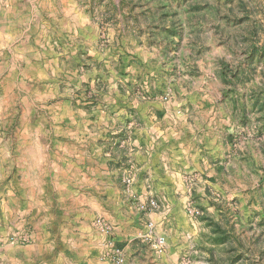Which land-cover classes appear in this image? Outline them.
<instances>
[{
  "label": "rangeland",
  "instance_id": "rangeland-1",
  "mask_svg": "<svg viewBox=\"0 0 264 264\" xmlns=\"http://www.w3.org/2000/svg\"><path fill=\"white\" fill-rule=\"evenodd\" d=\"M80 1L99 33L95 39H87L76 56L79 62H66L59 77L60 95L35 102V94L22 83L21 75L14 81L20 85L13 86L6 83L9 71H0V148L7 142L15 146L27 124L42 120L43 106L58 103H71L76 113L106 114L135 100L141 105L152 103L147 117H137L136 110L123 108L131 113V120H116L114 128V122L109 123L111 132L119 134L107 135V140L98 143L120 150L132 137L129 127L143 126L152 114L163 118V107L172 111L174 119L187 120L201 129L214 123L217 132L227 134L218 133L220 153L208 159L212 168L190 174L181 188L164 197L155 191L152 194L148 185H139L140 192L133 190L136 179L130 167L122 179L94 182L92 186L103 187L107 194L88 196L84 204L79 200L74 214L79 229L75 233L87 241L99 218L112 226L113 233L116 224L109 217L128 222L132 231L145 235L136 240L139 245L132 250L129 264H264V0ZM100 3L106 6L101 9ZM53 4L52 9L57 6L66 13L62 3ZM77 39L85 42L80 35ZM23 117L27 119L24 126ZM97 117L94 114L92 120L99 121ZM52 120L48 119L49 127ZM92 126L93 133L98 132L97 126ZM50 130L52 140H67L55 135L54 128ZM114 137L118 144L111 139ZM212 139L214 145L215 137ZM128 177L131 186L125 183ZM197 177H202V183ZM66 187L65 183L62 191H67ZM82 194L78 189L75 196ZM151 201L156 206H151ZM120 202L131 212L125 213L122 206L115 213L113 207L122 205ZM190 208L201 215L190 217ZM165 209L171 213L163 226L158 222L159 212ZM151 210L157 217L149 218ZM6 221L1 217L0 231H4L2 241L7 244H19L11 241L14 235H29L25 245H30L35 232H55L49 226L54 221L52 215L46 211L23 215L20 229L9 224V231ZM169 234L176 235L171 246ZM161 236L167 244L164 254L158 255L155 243ZM112 244L123 250L122 243L112 237L105 238L101 248L94 245L93 251L104 258Z\"/></svg>",
  "mask_w": 264,
  "mask_h": 264
},
{
  "label": "crops",
  "instance_id": "crops-1",
  "mask_svg": "<svg viewBox=\"0 0 264 264\" xmlns=\"http://www.w3.org/2000/svg\"><path fill=\"white\" fill-rule=\"evenodd\" d=\"M54 2L56 5L62 3L66 13H61L57 6L52 9ZM79 4L80 0H0V71H9L6 75L8 85H20L14 81L21 75L22 83L31 87L32 94H35V102L60 95L59 77L66 62H79L76 56L87 44V39L93 40L99 33L98 25ZM93 5L98 9L96 1ZM100 5L101 9L106 6L105 3ZM79 35L85 42L82 39L77 42ZM151 104L141 105L135 100L129 106L119 105L106 114L90 113L89 110L76 113L71 103H58L43 106L46 111L42 120L33 125H28L23 117L21 124L27 125L20 132L15 146L7 142L0 148V219L9 220L4 225L10 231L9 224L16 229L22 227L26 220L23 221V215L46 211L52 215L54 221L49 226L55 232H35L33 243L25 245L5 243L2 241L5 233L0 231V264H105L93 247L98 243L101 248L108 237L94 227L90 228L92 236L87 237V241L75 233L79 229L74 217L79 200L84 204L88 196L101 198L107 194L97 183L122 179L130 167L136 179L133 190L138 188L139 191V185H148L153 189L152 194L166 196V193L173 195L181 188L190 174L204 173L213 167L208 159L212 160L220 153L218 133H227L217 132L214 123L201 129L189 125L187 120L174 119L168 107H163V118L152 114L143 126L129 127L132 137L122 143L125 146L122 150L98 143L100 139L107 140V135L119 134L111 132L116 120H131V113H126L123 108L136 110L134 114L142 118L147 117ZM94 114L98 115L99 121L96 120L98 117L96 121L92 120ZM48 119H53L54 124L50 127ZM112 121L111 128L109 123ZM92 124L97 126L98 132L93 133ZM51 128H54L55 135L67 137V140H52ZM213 132L216 136H212ZM211 137H215L214 145ZM111 139L118 144L117 137ZM214 166L219 170V165ZM196 180L202 183V177ZM94 182L95 187L92 186ZM65 183L67 191H62ZM78 189H82L83 194L76 197ZM201 191L198 188V193ZM68 198L71 200L66 201ZM120 203L122 205L113 207L115 213L118 214L122 206L125 213L131 212L125 202ZM170 213L166 209L159 212L158 222L164 226L169 222ZM14 214L16 217L12 219ZM154 217L157 215L151 210L149 218ZM108 219L114 226L116 224L112 237L122 243L126 264H129L132 250L139 245L140 240H136L144 239L145 235L135 232L136 229L132 231L128 222ZM175 237L169 234L170 246ZM184 237L189 239L191 236Z\"/></svg>",
  "mask_w": 264,
  "mask_h": 264
},
{
  "label": "built area",
  "instance_id": "built-area-1",
  "mask_svg": "<svg viewBox=\"0 0 264 264\" xmlns=\"http://www.w3.org/2000/svg\"><path fill=\"white\" fill-rule=\"evenodd\" d=\"M125 183L128 186L132 185V179L130 177H128L125 180ZM151 206H156V203L154 201H151ZM188 215L190 217H199L201 215L200 211L196 208H190L187 211ZM95 226L97 228V230L104 236L108 237V238H112L113 236V229L112 226L104 219L99 218L95 221ZM30 239V236L27 234H23L21 236L18 235H14L11 238V241L15 242V243H19V244H26V242H28V240ZM166 238L161 236L158 237L156 239V243H155V249L158 255H163L166 249ZM105 264H126V258H125V254L124 251L117 247L114 246L113 244L111 245L110 249L108 250V252L105 254L104 258H103Z\"/></svg>",
  "mask_w": 264,
  "mask_h": 264
}]
</instances>
